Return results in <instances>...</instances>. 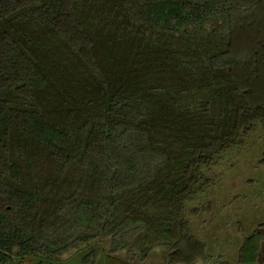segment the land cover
I'll return each mask as SVG.
<instances>
[{"label":"trees","instance_id":"1","mask_svg":"<svg viewBox=\"0 0 264 264\" xmlns=\"http://www.w3.org/2000/svg\"><path fill=\"white\" fill-rule=\"evenodd\" d=\"M256 129L264 0H0V264L102 241L228 264L200 196ZM234 229V264H264V223Z\"/></svg>","mask_w":264,"mask_h":264},{"label":"rangeland","instance_id":"2","mask_svg":"<svg viewBox=\"0 0 264 264\" xmlns=\"http://www.w3.org/2000/svg\"><path fill=\"white\" fill-rule=\"evenodd\" d=\"M263 144L264 135L260 129H256L245 147L235 148L223 155L211 171L212 176H218L217 185L206 195L200 196V205L206 206L210 202L213 205L212 212L201 215L199 220L204 224L202 239L207 238L204 241L208 248L211 246L210 254L214 251L218 255L223 252L224 261L228 264L235 263L239 247L235 234L237 230L234 229L236 222L242 224L245 235L250 234L257 223H264V168H256ZM236 196H239L238 200H234ZM222 230L225 235L221 234ZM84 247L66 252L56 261L41 255L22 258L12 256L7 264H84V257L93 249L97 255L92 264H164L163 252L159 248L154 249L146 261L141 263L137 260L128 262L125 251L109 255V241Z\"/></svg>","mask_w":264,"mask_h":264}]
</instances>
